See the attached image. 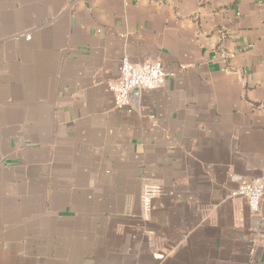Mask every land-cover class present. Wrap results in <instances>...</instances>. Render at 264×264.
Returning a JSON list of instances; mask_svg holds the SVG:
<instances>
[{
    "label": "crops",
    "instance_id": "1",
    "mask_svg": "<svg viewBox=\"0 0 264 264\" xmlns=\"http://www.w3.org/2000/svg\"><path fill=\"white\" fill-rule=\"evenodd\" d=\"M123 57L165 74L121 105ZM242 179L264 182V0H0V264H264Z\"/></svg>",
    "mask_w": 264,
    "mask_h": 264
},
{
    "label": "built area",
    "instance_id": "2",
    "mask_svg": "<svg viewBox=\"0 0 264 264\" xmlns=\"http://www.w3.org/2000/svg\"><path fill=\"white\" fill-rule=\"evenodd\" d=\"M25 38L29 39L30 33H25ZM164 74L165 69L160 60H147L140 65H136L127 57H123L118 78L110 83L109 88L118 104H127L129 92L132 89L154 87L160 83ZM159 192V185L144 184L141 200L145 210L149 209L152 198ZM235 194L243 197L250 212L256 215L264 202V182L242 179Z\"/></svg>",
    "mask_w": 264,
    "mask_h": 264
},
{
    "label": "water",
    "instance_id": "3",
    "mask_svg": "<svg viewBox=\"0 0 264 264\" xmlns=\"http://www.w3.org/2000/svg\"><path fill=\"white\" fill-rule=\"evenodd\" d=\"M137 88H134V90H136Z\"/></svg>",
    "mask_w": 264,
    "mask_h": 264
}]
</instances>
